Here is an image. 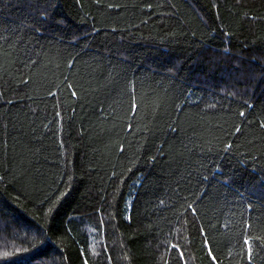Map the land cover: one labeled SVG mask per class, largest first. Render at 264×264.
I'll list each match as a JSON object with an SVG mask.
<instances>
[{
  "label": "trees",
  "instance_id": "obj_1",
  "mask_svg": "<svg viewBox=\"0 0 264 264\" xmlns=\"http://www.w3.org/2000/svg\"><path fill=\"white\" fill-rule=\"evenodd\" d=\"M0 264H264V0H0Z\"/></svg>",
  "mask_w": 264,
  "mask_h": 264
},
{
  "label": "snow or ice",
  "instance_id": "obj_2",
  "mask_svg": "<svg viewBox=\"0 0 264 264\" xmlns=\"http://www.w3.org/2000/svg\"><path fill=\"white\" fill-rule=\"evenodd\" d=\"M237 131H238V129H237ZM246 243H247V241H246ZM251 257V246H249V258ZM214 259V258H213Z\"/></svg>",
  "mask_w": 264,
  "mask_h": 264
}]
</instances>
